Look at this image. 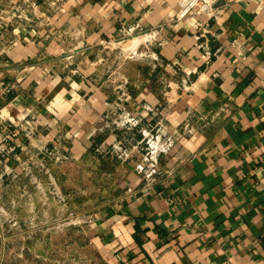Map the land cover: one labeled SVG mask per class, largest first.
Masks as SVG:
<instances>
[{
	"label": "crops",
	"instance_id": "1",
	"mask_svg": "<svg viewBox=\"0 0 264 264\" xmlns=\"http://www.w3.org/2000/svg\"><path fill=\"white\" fill-rule=\"evenodd\" d=\"M177 2L0 0V200L69 155L88 264H264V0Z\"/></svg>",
	"mask_w": 264,
	"mask_h": 264
},
{
	"label": "rangeland",
	"instance_id": "2",
	"mask_svg": "<svg viewBox=\"0 0 264 264\" xmlns=\"http://www.w3.org/2000/svg\"><path fill=\"white\" fill-rule=\"evenodd\" d=\"M126 45L119 44L117 50H125ZM64 157L43 151L35 160L38 169L25 171L21 177V182L32 179V183H17L12 191L4 193L8 198L0 200V227L4 242L13 247L11 253L5 250L0 264H20L18 255L25 242L29 251L22 255V264H88L91 247L82 231L88 226L95 203L73 199L89 192V187L77 190L73 168L66 171L70 175L59 187L57 179L62 169L58 165L64 161L71 164L70 156Z\"/></svg>",
	"mask_w": 264,
	"mask_h": 264
},
{
	"label": "built area",
	"instance_id": "3",
	"mask_svg": "<svg viewBox=\"0 0 264 264\" xmlns=\"http://www.w3.org/2000/svg\"><path fill=\"white\" fill-rule=\"evenodd\" d=\"M229 0H178L177 2V12L175 15L168 20V22H178L186 18H195V17H204L206 19L214 18L216 19L220 16L228 7ZM13 12H16L13 10ZM14 13L6 16V19L12 18ZM17 16V15H16ZM139 36L144 34L143 31L136 32ZM144 35H148L149 37H154V32L145 33ZM1 117V116H0ZM159 135L166 136L163 133V130L158 129ZM168 139H171L168 137ZM3 150L0 147V152Z\"/></svg>",
	"mask_w": 264,
	"mask_h": 264
},
{
	"label": "bare ground",
	"instance_id": "4",
	"mask_svg": "<svg viewBox=\"0 0 264 264\" xmlns=\"http://www.w3.org/2000/svg\"><path fill=\"white\" fill-rule=\"evenodd\" d=\"M136 41V40H135ZM135 41H133L132 43L135 45V43H137V42H135ZM132 43L130 44V45H132ZM130 45H129V47H130ZM126 49V48H125ZM127 49H129L128 47H127Z\"/></svg>",
	"mask_w": 264,
	"mask_h": 264
}]
</instances>
